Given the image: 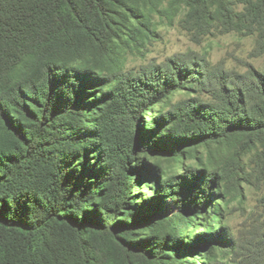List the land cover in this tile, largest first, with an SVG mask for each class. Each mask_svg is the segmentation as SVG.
Masks as SVG:
<instances>
[{
  "label": "trees",
  "instance_id": "16d2710c",
  "mask_svg": "<svg viewBox=\"0 0 264 264\" xmlns=\"http://www.w3.org/2000/svg\"><path fill=\"white\" fill-rule=\"evenodd\" d=\"M237 1L241 12L232 0H0V264H199L192 254L222 241L221 225L188 231L207 193L198 172L162 183L152 170L155 188L137 203L150 180L137 156L180 164L200 147L264 144V77L248 84L252 97L226 83L218 103L163 113L157 106L174 93L203 91L202 64L125 71L122 62L153 15L172 22L182 7L203 31L219 21L256 34L264 54V0ZM170 198L177 213L162 208ZM155 221L156 237L135 240Z\"/></svg>",
  "mask_w": 264,
  "mask_h": 264
},
{
  "label": "rangeland",
  "instance_id": "374dc122",
  "mask_svg": "<svg viewBox=\"0 0 264 264\" xmlns=\"http://www.w3.org/2000/svg\"><path fill=\"white\" fill-rule=\"evenodd\" d=\"M231 3L237 12L243 10L237 0ZM186 15L187 9L184 7L172 22L153 15L152 32L123 54L125 71H139L152 65H165L170 59L182 61L186 57L202 64V72L208 76L203 91H190L187 88L174 93L158 105L156 111L164 109L163 113H168L175 105L185 102L194 104L196 100L204 104L218 103L219 91L226 83V88L231 85L243 87L246 95L252 97L248 84L255 86L260 83L261 76L264 77V54H259L257 50V35L223 31L225 28L219 21H214L212 27L203 31L194 24H187ZM224 78H227V82ZM246 143L240 141L233 145L225 144L221 149L216 145L200 147L196 159L186 155L180 164L162 152L141 153L137 156L139 163L147 164L145 171L150 176L146 184L142 185V182L137 188L136 196L133 197L139 204L143 202L139 195L145 200L155 188L152 170H156L162 183L167 177L176 176L182 180V176L187 179L196 172L201 176L198 179L202 183L200 187L207 193L199 201V214H192L188 231L203 234L208 225L214 230L221 225L220 230H225V237L221 242L220 239L207 241L192 254L199 259V264H211L205 262L210 259V255L215 259L212 264H264V144L258 142L248 146ZM219 188H226L228 195L224 191L220 192ZM213 192H217V196H213ZM206 199L210 202L204 208ZM162 208L166 213L174 214L178 206L170 198ZM162 227V223L155 221L141 229L147 233L146 236L135 232V240L147 239L149 235L156 237ZM153 247L156 249L158 246L154 244ZM175 256L179 259L178 255Z\"/></svg>",
  "mask_w": 264,
  "mask_h": 264
}]
</instances>
